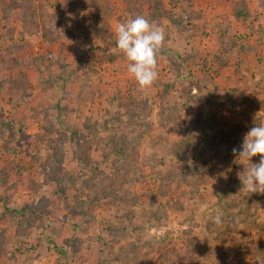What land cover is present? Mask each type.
<instances>
[{
	"label": "rangeland",
	"instance_id": "1",
	"mask_svg": "<svg viewBox=\"0 0 264 264\" xmlns=\"http://www.w3.org/2000/svg\"><path fill=\"white\" fill-rule=\"evenodd\" d=\"M31 1L34 32L17 13H0V264H264V194L240 192L247 162L232 152L256 117L264 121L261 0H249L252 19L243 26L250 28L237 24L233 0H183L207 5L220 20L196 21L183 39L165 31L163 48L175 53L159 58L158 78L143 91L115 45L127 16L123 0H103L112 8L105 39L93 29L88 0ZM58 4L64 15L47 43L41 26H51ZM179 14L185 25L186 13ZM216 23L257 51H233L228 69L217 65L223 30ZM187 53L184 63L179 57ZM221 72L236 79L218 80ZM166 84L173 85L167 95ZM204 119L225 133L239 126L237 144L220 140L208 149L217 131H204ZM144 131L134 150L124 146L120 154L106 144ZM190 132L196 145L179 152ZM171 167H191L198 190L180 181L164 188ZM53 172L65 184L52 182Z\"/></svg>",
	"mask_w": 264,
	"mask_h": 264
},
{
	"label": "trees",
	"instance_id": "2",
	"mask_svg": "<svg viewBox=\"0 0 264 264\" xmlns=\"http://www.w3.org/2000/svg\"><path fill=\"white\" fill-rule=\"evenodd\" d=\"M90 7L94 10V16H95V21H94V26L95 28H93L95 31H100L102 36L105 39V34L109 33L110 30V15L112 12V8L111 6L106 2L104 3L103 0H88ZM69 2H72L73 5L77 6L80 2L79 0H69ZM0 13L2 12V9L7 11V12H15L18 14V18L19 20L22 22L23 26L26 28V31L28 32H34L35 28H36V19L33 16V2L31 0H0ZM3 3V4H2ZM123 3L125 5V13H126V17L124 19H122L123 23H126L129 19L134 18L135 16L138 15H142L144 16L146 19H148L151 23L157 21L160 22L161 18H170L171 15H173L172 10H166L163 8V3L162 0H123ZM261 3L264 4V0H261ZM58 11L54 12V15H50L49 16V22H51V26L48 28L46 25H42L41 29H43L44 32V39L47 41V43H51L50 42V37L55 35V33L57 32L58 29V23L61 21V19L63 18L64 12L61 10L63 9L59 4L57 5ZM233 14L235 16L236 19H244V20H248V16L250 17V11L247 9V7L245 6L244 1H242L239 4H235L233 5ZM109 11H111L109 13ZM203 15L201 13L198 12H189V15L187 16L189 23L191 21H196L201 19ZM127 18V19H126ZM181 23V21H178ZM38 28H40L38 26ZM226 31H229V29L227 28L226 30H223L220 36V45L222 47V51L220 52V54L215 55V61L217 62V65H220L222 67H227L228 63H229V56L230 53H232L233 51H235L237 54L239 53H243V54H249V53H255L257 50L254 47H250L249 45L245 46L240 44V40H238L236 37L231 36L229 33H226ZM189 32V31H188ZM187 32V33H188ZM116 45V44H115ZM96 48V47H92L91 49ZM98 48V47H97ZM175 53L174 50L169 49V48H162L161 52L158 54V60L159 58L163 57V56H168L170 54ZM192 55L187 53L184 57H179L181 59L182 62H188V58L191 57ZM239 56V55H238ZM184 72V71H183ZM261 80H264V78H261ZM254 79H252L250 81V86L254 83ZM173 84V83H172ZM258 86H260L259 83H257ZM173 85L170 84H166L164 91L165 94L167 95L166 92H168V89H170V87H172ZM263 91V90H262ZM162 97L165 98V95H161ZM126 105L122 104V107H124ZM121 107V106H120ZM133 114H135V112L133 111ZM204 127L203 130L204 131H217L214 135H212L210 138H208V141L206 142L205 146L212 150L214 145L217 144L218 142L220 143V140L224 141V142H230L232 141V143L235 145L237 144L236 142V137L239 134V126H235L232 127L231 130H229L227 133H225L223 131L222 128L218 127L217 124L212 123V121H210V119H204L202 121ZM258 123V122H257ZM259 124V123H258ZM147 131L144 132H140L138 133L137 136H135V138L133 139V141H129L127 139H125L124 137H121L120 139H117L119 141V143L116 142L115 143H109V141L106 142V144L108 146H112V147H118V152H120V154H122L123 152V147L124 146H130V149L134 150L136 148V146L138 144H140L141 139L143 138V135L147 134ZM228 137L227 139L225 138V135ZM232 136H234L232 138ZM189 140L185 139H181L183 142L181 144H179L177 146V150H179V152H182L184 150V147L187 148V143H191L196 145V135L192 132H190L188 134ZM187 140V141H186ZM112 141V140H111ZM237 148V146H236ZM233 156V155H231ZM256 158V157H254ZM229 159H231V157H229ZM228 164V163H226ZM189 168V169H188ZM184 170H180L175 171L172 167L171 169H169L167 171V173L163 174V179L162 182L164 184V188L166 186H170L173 184V182L175 181H180L182 182L185 186H187L190 189L193 190H198L199 188V183H195V181L191 180L190 178L192 177V172L194 173V170L191 167H188ZM195 175V174H193ZM51 181L52 182H58V186L65 184L66 179L61 178L58 179L57 175L55 172L51 173ZM69 180H71V178H69ZM45 207H43L41 210H43ZM27 209H29L30 213L32 215H36V212H41L40 210H36L33 207H28ZM38 216V215H37ZM233 225V223H232ZM233 229H235V227H232ZM139 246H137L136 244L132 245V252L135 253V251L137 250ZM55 248L59 251V253L63 254L64 256H66L68 254V250L64 249L63 247L58 246L57 244L55 245ZM263 249V247L261 248ZM264 263V262H263Z\"/></svg>",
	"mask_w": 264,
	"mask_h": 264
},
{
	"label": "clouds",
	"instance_id": "3",
	"mask_svg": "<svg viewBox=\"0 0 264 264\" xmlns=\"http://www.w3.org/2000/svg\"><path fill=\"white\" fill-rule=\"evenodd\" d=\"M115 33L116 47L127 61L128 73L139 90H147L158 78V54L165 42V30L138 15L126 23H119ZM256 121L257 117L240 146L233 148L232 152L237 159L247 162L244 171L238 173L240 192L264 194V121L259 124ZM254 157H259L258 163H252ZM212 223L222 226L221 214L217 213Z\"/></svg>",
	"mask_w": 264,
	"mask_h": 264
},
{
	"label": "crops",
	"instance_id": "4",
	"mask_svg": "<svg viewBox=\"0 0 264 264\" xmlns=\"http://www.w3.org/2000/svg\"><path fill=\"white\" fill-rule=\"evenodd\" d=\"M242 1H244V3L247 5V7L249 6V8L251 9V5H250V3H249V0H233V5H235V4H239V3H241ZM175 2H177V3H175ZM180 2V3H179ZM162 3H163V8L164 9H166V10H174V12H173V15H171L170 16V18H161L160 19V22H157V21H155V22H153V23H155L156 25H158V26H163L164 24H165V26H166V28H165V31H166V33H167V35H166V37L168 36L169 37V39L171 38V35H170V33H172V32H176V31H179L180 32V34L182 35L180 38H184V37H186V34H188L187 32L188 31H190L191 29L190 28H193V30L195 29L194 28V25H196V21H200V22H202V21H204V22H207V18L209 17V16H211L212 17V22H215V20H216V22L218 21V20H220V18H218V14L216 13V11L214 10L213 12H212V14L210 13V11H211V9L210 8H206L207 7V5H204V6H201L202 4H200V5H196V6H194L193 5V7L191 6L190 7V4L188 5V4H185L184 2H183V0H162ZM174 3V4H173ZM233 5H232V7H231V14L234 16V14H233ZM182 6H184V8L183 9H180V7H182ZM253 6H255L254 4H253ZM258 7H260L261 5L259 4V5H257ZM186 7V8H185ZM177 8H178V10H177ZM253 8L254 7H252V9H251V11H250V15L252 14V10H253ZM256 8V7H255ZM179 9L180 10H183L182 12H178L179 11ZM262 8L260 7V10H261ZM191 11H193V12H198V13H201L203 16L201 17V20L199 19V20H196V21H191L190 23H189V21L187 20L186 21V23H185V25L183 24V20H184V17H183V15H180L179 13H186V15H184V16H188L189 15V12H191ZM259 15V14H258ZM260 16V15H259ZM177 17H178V19H177ZM234 18H235V16H234ZM250 18L251 17H249L248 18V20H250ZM252 19V18H251ZM165 20H167V21H169V25L167 24V23H165ZM235 20H236V22H237V24L240 26V27H242L243 25H245V23H244V21H246V23L248 22L249 23V21L248 20H244V19H236L235 18ZM178 21H181V23L180 22H178ZM241 21V22H240ZM199 22V23H200ZM253 22H254V20H253ZM219 23H216V26L218 27V30H226V27H219V26H221L220 24L218 25ZM251 24H253L252 23V20L250 21V25ZM207 26L209 27V25L207 24ZM222 26H224V25H222ZM254 26V25H253ZM244 28H250V27H252V26H247V24H246V26H243ZM225 28V29H224ZM235 28V27H234ZM179 29V30H178ZM256 30V29H255ZM229 31H231V29L229 30ZM235 31H237V30H235ZM254 32V31H253ZM169 33V34H168ZM183 33V34H182ZM168 39V38H167ZM255 39H256V36H255ZM254 39V40H255ZM166 41V40H165ZM164 48H169V49H171V47L170 46H165ZM164 57V56H163ZM165 58H167L166 56H165ZM164 58V59H165ZM161 59H163V58H161ZM161 59H159L158 60V62H160V60ZM224 69H228V67H224ZM223 69V70H224ZM222 70V71H223ZM236 73L235 72H233L231 75H229V73L228 72H221V75H219L218 76V80H223L224 78L223 77H226L227 78V80L230 78V79H233V80H235L236 79ZM261 78H264V76L263 77H261ZM216 79V78H215ZM252 79H254V77L252 78V75H250V78H249V82H248V85L250 86V81L252 80ZM254 84V83H253ZM252 84V85H253ZM220 84H215V86H219ZM251 85V86H252ZM257 86V85H256ZM254 87V86H253Z\"/></svg>",
	"mask_w": 264,
	"mask_h": 264
}]
</instances>
